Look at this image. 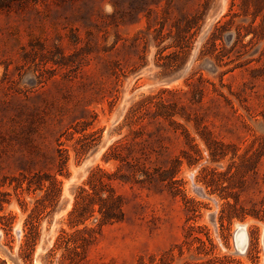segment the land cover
<instances>
[{
  "label": "rangeland",
  "instance_id": "1",
  "mask_svg": "<svg viewBox=\"0 0 264 264\" xmlns=\"http://www.w3.org/2000/svg\"><path fill=\"white\" fill-rule=\"evenodd\" d=\"M205 2L0 0V191L10 194L6 197L10 202L0 212L4 217L0 219V264H61L66 249L59 239L63 231L71 234L82 229L96 232L80 264H162L163 260L195 264L217 257H228L233 264H264V219L249 216L222 228V200L200 181L205 167L227 169L231 155L213 162L194 122L181 115L174 119L189 130L201 150V159L193 165L182 154L188 148L181 130L176 133L165 121L146 119L132 127L125 121L135 103L168 89L167 100L178 103V109L185 106L192 116L205 117L213 135L239 145L240 153L255 137H264V58L227 73L223 86L221 72L235 63L215 68L207 57L198 59L231 0H210L181 70L163 76L158 66L163 63L161 55L175 51V25L182 15L194 14ZM159 30L165 36L162 42L155 40ZM262 51L264 41L253 45L240 61L258 58ZM198 71L215 82L229 101L209 84L202 103L191 105V95H184L190 90L185 80ZM77 122L90 124L85 134L96 133L81 155L75 147L82 134L66 133L74 132ZM141 126L144 138L157 151L147 162L151 170H167L175 159L182 161L174 171V186L180 191L174 194L167 182L140 185L118 178L111 187L123 198V221L100 229L96 212L84 224H72L70 212L79 188L90 190L92 171L102 168L117 177L128 174L125 168L118 171L119 161H107L106 156ZM36 174L45 183L43 189L33 190L34 186L17 194L9 185L14 177ZM52 180L57 190L46 198ZM187 200L195 202L196 212L189 210L193 205ZM37 205L40 214L33 213ZM32 222L38 236L27 250ZM190 227L201 231L196 235L204 240L210 237L212 250L199 253L198 243L193 242L180 251Z\"/></svg>",
  "mask_w": 264,
  "mask_h": 264
},
{
  "label": "trees",
  "instance_id": "2",
  "mask_svg": "<svg viewBox=\"0 0 264 264\" xmlns=\"http://www.w3.org/2000/svg\"><path fill=\"white\" fill-rule=\"evenodd\" d=\"M238 1V2H237ZM210 0H206L194 14H183L176 26L175 36V51L168 55H161L160 60L163 61L160 66L163 70V76L180 70L186 63L190 43L194 36V30L198 27L202 16L208 9ZM202 8V9H201ZM237 8V10H236ZM249 20L247 21V19ZM237 19H241L237 22ZM151 26L148 27V31ZM159 34L155 40H164L165 36ZM249 38L248 41L246 39ZM264 41V0H231V5L228 12L213 26L210 34L204 42L198 59L208 58L213 67H223L235 63L234 67L221 72V86H223L224 76L244 66L252 63H259L264 58V51L258 58H250L245 61H240L244 56L248 55L250 48ZM168 48V47H167ZM166 48V49H167ZM180 62V63H179ZM199 76L195 79V77ZM186 85L190 88L184 92V95L190 94L189 102L191 105H200L203 101L206 88L210 84L214 92L228 98L221 92L215 82L205 78L200 72H193L185 80ZM182 92V90L180 91ZM166 93H171L170 90H161L156 95H150L135 103L126 115V123L130 127L142 124L146 119L149 123L152 122H168L173 130L177 133L180 130L186 139L188 149L183 150L182 154L187 159L189 165L196 164L201 159V150L195 138L191 136L189 130L174 118L181 115L187 122H194L196 132L205 144L210 158L213 162H220L231 155V163L224 171H219L216 168L205 167L200 172V181L212 194H217L222 200L219 219L222 228H225L226 223L231 225L235 219L244 221L247 217L264 219V174L261 172L262 160L264 159V137H255L248 147L240 153L241 147L233 143H226L216 138L209 130L205 123V117H201L198 113L192 116L186 112V107L181 106L178 109V103L171 102L165 98ZM88 123L77 122L74 125V132L67 130L69 136L73 137L75 133H81L76 142L75 150L78 155L83 154L90 146L89 140L93 139L96 133L85 134ZM130 138L123 139L113 145L106 156V160L111 159L120 162L118 171L121 172L124 168L128 174H122L117 177L116 174H109L102 168H97L92 171L89 178L90 190L85 187H80L74 207L70 212L72 224H84L96 212L100 214L97 219V225L101 229L105 225L123 221L125 213L123 211V198L116 194L111 187V182L118 178L123 182H131L135 184L145 185L153 183H168L171 191L174 194L180 191L179 187L174 186L177 182L175 178V169L180 166L182 161L177 158L173 161L174 166L170 169L161 167L151 170L147 166L151 155L155 152V148L150 143L149 139H145L144 126L136 130H132ZM149 137H151L149 135ZM41 176L36 174L33 177L22 176V178H12L9 185L14 187L17 194L25 189L31 191L43 189L45 183L40 178L39 181H34V178ZM6 185L4 182L3 186ZM57 190L56 180L50 181L47 186L46 198L52 197ZM10 196L8 193L0 191V212L3 211L4 205L10 201L6 198ZM191 205L190 211L196 212L197 207H194L193 200H187ZM37 203H40L39 201ZM251 205V207H249ZM98 206V207H96ZM46 208V207H45ZM42 209L37 205L33 213L40 214ZM4 219V217H0ZM94 229L77 230L71 234L66 232L60 239L65 244V253L62 255L61 264H80L86 258L87 247L95 234ZM194 227L186 234V240L180 246L182 252L184 245H191L193 242L198 243L197 250L199 253H208L212 250L213 242L207 235V239L196 235L200 233ZM89 235L86 237L85 235ZM38 233L35 225L32 222L27 240L26 249L30 250L35 245ZM73 244V245H71ZM172 255V254H171ZM233 260L228 257L209 259L202 263L195 264H233ZM167 260H163L162 264H166ZM6 264V263H3Z\"/></svg>",
  "mask_w": 264,
  "mask_h": 264
}]
</instances>
